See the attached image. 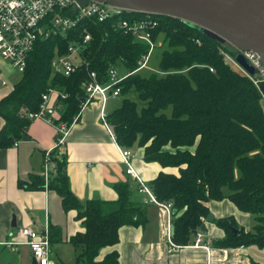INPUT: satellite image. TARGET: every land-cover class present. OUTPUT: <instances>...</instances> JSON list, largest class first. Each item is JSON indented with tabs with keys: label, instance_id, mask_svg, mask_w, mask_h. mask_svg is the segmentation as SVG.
<instances>
[{
	"label": "trees",
	"instance_id": "1",
	"mask_svg": "<svg viewBox=\"0 0 264 264\" xmlns=\"http://www.w3.org/2000/svg\"><path fill=\"white\" fill-rule=\"evenodd\" d=\"M161 25L154 31L155 40L162 34L165 50L160 73L139 74L149 45L130 34L114 29L107 22L84 20L93 34L84 52L86 64L73 74L55 73L52 61L65 54L73 39L53 34L40 37L30 52L20 80L0 99V115L5 120L0 130V149L15 144L32 122L23 110L37 111L43 93L55 88L67 93L62 100V120L72 123L80 114L86 92L83 83L95 70L101 83L108 81L111 66L123 64L128 73L118 84L120 96L132 89L143 102L125 97L120 107L108 114L117 141L132 147L137 141L145 149L147 161L162 166L179 167V174L161 171L150 183L160 201L172 202L173 240L179 245L191 243L209 216V200H221L228 187L230 197L242 211L255 218L253 230L241 229L229 218L219 224L227 235L216 241L222 247L255 244L264 247V101L254 83L224 60L220 47L228 44L214 40L174 17L161 15ZM200 41V43L198 42ZM211 68L214 69L211 70ZM264 87V86H263ZM171 109L170 113L168 110ZM56 170L46 186L44 176L31 175L20 180L29 189H54L62 197L66 211L77 210L84 230L71 237L81 248L76 264H119V252L98 259L102 247L119 241V229L147 217L132 201L129 183H116L119 207L104 211L99 198L82 202L72 191L67 171L66 152H54Z\"/></svg>",
	"mask_w": 264,
	"mask_h": 264
},
{
	"label": "crops",
	"instance_id": "2",
	"mask_svg": "<svg viewBox=\"0 0 264 264\" xmlns=\"http://www.w3.org/2000/svg\"><path fill=\"white\" fill-rule=\"evenodd\" d=\"M5 70L8 72L10 66L7 68L5 65ZM0 84L2 99L14 86L9 90L4 88L9 84L3 85L2 80ZM53 101L57 102V98ZM102 109L100 97L83 108L62 146L68 158L67 171L72 191L84 203L99 198L103 210L110 211L119 207L114 185L129 183L131 201L144 213L147 221L123 225L119 229V241L102 247L99 260L116 250L119 252V264H264V247L255 244L222 247L215 244L227 235L226 229L219 224L222 218L233 220L245 232L253 230L255 225L254 216L239 209L228 197L230 190L227 192L226 187L223 199L207 202L214 216L213 221H204L207 231L203 232L210 241L208 248L194 245L195 233L190 244L170 252L173 211L170 213L158 204L146 202L147 195L139 191L136 179L126 172L121 146L103 122ZM4 123L0 115V130ZM56 137L55 126L43 120H33L21 139L0 149V264H33L31 249L21 233L24 226L38 231L49 230L50 254L56 264L77 262L81 248L72 243L71 237L84 230L77 210L66 211L61 195L54 189H29L20 185L21 179L30 181L31 175H42L45 153L55 146ZM130 148L134 154V168L148 185L161 171L179 174V167H164L158 161H147L144 147Z\"/></svg>",
	"mask_w": 264,
	"mask_h": 264
},
{
	"label": "built area",
	"instance_id": "3",
	"mask_svg": "<svg viewBox=\"0 0 264 264\" xmlns=\"http://www.w3.org/2000/svg\"><path fill=\"white\" fill-rule=\"evenodd\" d=\"M84 20H89L91 23L108 22L112 28L130 34L138 41L147 43L149 53L144 55L142 59V68L146 66L152 49L157 45L158 39L155 40L153 35L154 31L161 25L162 19L159 14L136 12L96 1H88L87 4L81 5L77 0H0V80H2L3 85L8 84L4 76L6 70L3 63L8 62L11 67L22 74L26 68L30 52L40 37L49 38L53 34L68 36L72 33L73 35L67 52L65 54L57 53L52 61L55 73L70 76L79 67L86 64L84 52L88 48L93 34L87 27H84L83 31L77 32ZM198 42L200 43L199 40ZM232 49L234 53L225 46L220 47L224 60L254 83L264 101V65L259 54L252 50L243 51L234 47ZM239 54L244 55L248 64L254 68V73H251L238 61L237 56ZM211 70L214 71L213 68ZM126 76H119L118 66H111L106 84L99 81L95 70L89 72L88 80L83 83L86 98L82 109L100 97L103 102L102 120L116 140V134L108 122V114L105 111L106 102L110 97L120 96L121 88L118 84ZM67 97V93L50 88L49 91L43 93L37 111L23 110V113L30 120H43L57 128L55 146L45 153L42 175L46 180V186H48L52 173L56 170L54 152L58 148L62 149L72 124L79 116L70 124L62 120V100ZM55 98H57V102L53 101ZM120 146L123 162L127 166L126 172L136 179L139 184V191L147 195L146 202L158 204L171 213L173 211L172 202L160 201L152 187L136 172L133 165V150L130 147ZM21 233L25 236V243L30 247L37 264H56L50 254L49 230L38 231L30 226H24ZM169 242L170 252L177 251L183 246L175 243L173 237L169 238ZM8 244L13 245L12 242ZM209 244L210 241L205 238L204 232L198 229L194 245L208 248Z\"/></svg>",
	"mask_w": 264,
	"mask_h": 264
},
{
	"label": "water",
	"instance_id": "4",
	"mask_svg": "<svg viewBox=\"0 0 264 264\" xmlns=\"http://www.w3.org/2000/svg\"><path fill=\"white\" fill-rule=\"evenodd\" d=\"M107 3L136 12L167 15L181 19L210 38L234 48L252 50L259 54L264 65V0H77ZM238 61L254 73L243 54ZM213 221L212 213L207 217ZM202 231H207L205 224ZM236 234L241 230L234 227ZM197 230L194 231L196 233ZM33 264H37L34 259Z\"/></svg>",
	"mask_w": 264,
	"mask_h": 264
},
{
	"label": "rangeland",
	"instance_id": "5",
	"mask_svg": "<svg viewBox=\"0 0 264 264\" xmlns=\"http://www.w3.org/2000/svg\"><path fill=\"white\" fill-rule=\"evenodd\" d=\"M163 36L160 35L158 40H157V45L154 47L148 57L147 64L146 66H143L139 74L143 76H148L153 73H160L162 71L161 69V60H162V55L165 50V46L162 45L163 43ZM3 65L10 66L8 62H4ZM8 65V66H7ZM128 73L127 68L123 64H119V76H124L125 74ZM4 76L8 81V86L4 87L6 89H11L15 83H17L22 74L18 72L15 68L10 66V70L8 72H4ZM1 85V84H0ZM2 86H0L1 88ZM3 89V88H2ZM125 97H129L130 99L134 100L137 102L138 106L141 108L143 105V102L141 101L138 92L134 89H132L126 96H119V97H113L109 98L106 104V111L109 113L113 112L116 108L120 107L123 103V100ZM171 109L168 110V113H170ZM139 142L137 141L132 147L135 149L138 148ZM43 176V175H42ZM46 181V180H45ZM49 181V180H48ZM225 189V188H224ZM227 192L229 191V188L226 187L225 189Z\"/></svg>",
	"mask_w": 264,
	"mask_h": 264
}]
</instances>
